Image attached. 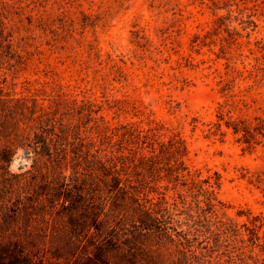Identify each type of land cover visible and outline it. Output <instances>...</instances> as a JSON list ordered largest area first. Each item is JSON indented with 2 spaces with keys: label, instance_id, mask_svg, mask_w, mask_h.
Returning <instances> with one entry per match:
<instances>
[{
  "label": "rangeland",
  "instance_id": "1",
  "mask_svg": "<svg viewBox=\"0 0 264 264\" xmlns=\"http://www.w3.org/2000/svg\"><path fill=\"white\" fill-rule=\"evenodd\" d=\"M2 28L13 53L0 65L4 93L44 105L89 99L114 125L176 130L190 169L218 174L225 214L264 259V138L247 149L214 126L226 102L239 108L233 118L264 119V0H0ZM28 169L18 151L10 171ZM204 246L195 244L193 264H247Z\"/></svg>",
  "mask_w": 264,
  "mask_h": 264
},
{
  "label": "trees",
  "instance_id": "2",
  "mask_svg": "<svg viewBox=\"0 0 264 264\" xmlns=\"http://www.w3.org/2000/svg\"><path fill=\"white\" fill-rule=\"evenodd\" d=\"M9 38L2 28L0 65L13 59ZM104 106L64 97L30 104L0 86V264H193L196 243L264 264L225 214L218 174L202 178L186 163L179 132L155 120L146 130L114 125ZM238 109L219 105L215 132L224 135V125L253 149L264 119L233 118ZM18 151L29 169L15 174ZM261 227L245 228L251 245Z\"/></svg>",
  "mask_w": 264,
  "mask_h": 264
}]
</instances>
